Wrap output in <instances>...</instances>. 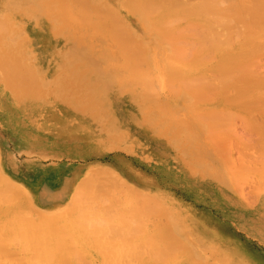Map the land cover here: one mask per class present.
I'll return each mask as SVG.
<instances>
[{
    "label": "rangeland",
    "instance_id": "1",
    "mask_svg": "<svg viewBox=\"0 0 264 264\" xmlns=\"http://www.w3.org/2000/svg\"><path fill=\"white\" fill-rule=\"evenodd\" d=\"M2 1L4 0H0V12L3 11V13H0V14L6 17L7 25L9 26L8 28L11 30L10 34L11 32H14L13 35L11 34L13 36L12 39L13 40L15 39L17 45H20L23 50H26L27 52L26 55L28 56L27 57L28 60L30 61V63L33 62V65H35L34 67L36 68V75H37L35 76V78L37 77L38 82L41 80V83L39 82V84L43 85L41 87H44L43 89L40 88L41 90L39 89V91H42V92L44 91V92L43 94L42 92H38L40 98L36 95L37 93H34L32 90L31 92L22 90L24 93L23 95V93H21V89L14 88L12 87V85L11 86L9 85L11 83V81H8L9 77H5L6 75H2V76L0 75V85H1L0 86V96H1L0 97V131H6L9 133H12L18 137L22 136L25 140L29 141L30 143L32 144L34 143L35 151H31V150L24 151L20 153L19 156L23 158H28V159L36 158L37 161H39L38 162L40 165L39 167L40 168L42 167L41 168L42 172H44L46 176L50 178L51 183H49L48 181L47 182L51 184V191L59 192L63 188L62 190L64 192L63 195H58L56 194V192L54 195H52V198L55 199L56 202L51 207L46 208L40 205L39 203L41 201L38 199V195H36L32 191V189L27 187L25 183H23L22 181L20 182V180L17 177H14L10 173H8V171L6 170L4 166V150H2L4 146L2 142L0 141V154H1L0 155V158H1L0 167L4 170L5 176L9 177L7 178V180L10 179L11 180L10 183L12 182L14 183L13 185L10 184L12 187L16 185L15 183H19L21 185V188L16 186L17 188L20 189V190L17 189L19 192L18 195L15 194L17 190L15 189L16 190L15 191L14 189H12V187H10L11 189L10 191L17 196V198H15V196L13 197V194H12L11 197L13 199L12 198L11 199L14 201L8 200L10 204L9 203L2 204L4 201L3 199H1L2 197H1V192H0V197H1L0 199L1 201H3V202L0 201V207L4 209L3 211L7 215L8 213L10 215V214L19 212L28 217L32 216V219L34 216L37 217L40 215L41 209L50 211L51 213L61 212L63 210L72 211L69 222L72 220L75 221L76 219V222H75L76 224L78 223L80 227L84 226V230L82 229L80 230L99 231V228H100L101 231H106L107 233L106 235H108L109 237L113 235L112 230L113 231H123L124 228L128 229L129 226H131L129 228H134L136 230L135 227L139 226L140 224H142L143 227H144L143 224H147V227H148L147 230L148 229L153 230L155 226L154 224L156 223L155 222L156 218H159V221L157 220L158 224H161V222L163 223V221L167 218V220L169 221L167 223L172 226L171 230L175 232L174 233L172 231L169 234L167 233V231H165V233H167L166 234L167 237L169 238L173 236V234L171 235V233H174L175 235L177 234L179 238L186 243L185 245V243L183 242L184 247L186 248V251H191V253L195 254L197 258L203 260L207 264H217V263L219 264H223V263L224 264H230V263L231 264H264V189H263L264 185L262 181V177H263L262 174H264V104L261 103L264 100H260L257 102L254 101V103H252L253 102L252 101L251 103L253 104V106L251 105V103H250L251 105L250 106V105H247V101L244 104L242 103L246 100V98L243 101L242 98H244L243 97L244 95H241L242 97L240 96L241 98L239 99V96H238V99H235L236 101L235 102L233 99L235 98L233 96L234 93H232L231 96L228 94H230L231 92H234L237 89L234 86V83L235 82L238 83L239 80L236 79L234 80L235 82L232 81L233 86L230 84V86L227 87L228 90L226 89V91L224 92V95H228L229 99L233 97L231 100L224 99V97L221 95L219 96L216 95L215 98H218L217 101L214 98V100H212L213 102L206 105V108L204 107L205 105H202L205 109L201 107L200 112L203 113L205 116H207L206 118H208L209 115L211 117V118L209 117L210 119L209 118L207 119V121L209 122L208 124H211L209 125V127L213 125L211 119H213L214 116H211V112H209L208 110L211 111V109L213 108L214 112H217L216 110L220 109L219 111H221L222 109V113L224 111H227V113L228 112L230 113L232 111L231 112L232 115L231 113L230 115L226 114V112L221 114L225 118L227 116H229L230 118L228 117L226 119L222 118L224 120L223 126L221 124L215 123L213 126L218 125L219 128L217 129L214 128V131H213L212 129L213 127H211V130L213 132L212 133L210 132L211 133L210 134L207 131L208 126L206 127V123H207L206 120L205 121H200L199 119L194 120V118L190 115L189 108L187 107L185 108V106L183 105H178V100L172 96L171 92L168 89H162L161 94H160V97L162 99L160 98V100H162L164 103H167L170 107H172L176 111V113L178 114L184 113V115L188 116V120L189 121L191 120L190 121L191 123L189 121L188 122L190 123L189 126L192 131L191 132L189 131V135H185L186 134L185 132H182L181 129H178L179 132L181 131V133H184V134H181L180 135L181 137H180L178 136L179 133L174 130L175 129L174 127H172L173 122H170L169 120H167V122L161 121L160 119L157 118L158 114L156 115V113H153L154 117L157 116L156 119H153L152 116L149 118H145V120L142 118L140 111L136 105L138 94L134 86H131V85L125 86L127 84L126 83L124 84V87L123 86L120 87V91L118 89V90H115V93L110 92L106 94V92L104 91L105 89L104 82L105 80H107L106 77L108 78V80H110L109 78H110L111 73L107 74L102 69H67L66 67H61V65L60 67H58L56 63H58V65L61 63H59V59H55L54 57H53L54 59L53 60L52 59L53 55L51 53L52 46L57 40V36H55V28L52 26V24L49 23L48 20L43 17L42 13L36 12L35 6L25 5L21 7L22 9L20 8L17 10V9L12 8L11 6H10L11 8H7L9 7V5L7 6V4H9L8 2H11V0L10 1L7 0V2L5 1L7 3L5 4L6 6H4L5 2H2ZM97 1L98 2H96V4H99V3L101 4L102 2V4L104 3L105 5H109V7L113 3L112 4L113 7L111 6V8L113 9V11H115L120 21L124 20V21H121L124 25L126 26L128 25L127 27L128 28L131 27L130 29L135 28V30L138 32L140 30L144 31V32L140 31L142 39H144L145 43L149 42L148 44L147 43L146 44L152 48L153 52L156 51L155 53L156 55L158 52L157 50L164 48V45L160 41H157L156 43L155 41L156 39L154 38L155 36H153L152 32L147 31L144 28L139 17L134 13V11H132L126 5V2H125L126 0H97ZM156 1L161 2L162 0L161 1L156 0ZM164 1H165L164 3L166 4V6L170 4V6L174 7L176 4H179L180 2V5H176V6L181 7L182 3L184 4L187 1L186 4H184L183 6H186V5L188 6L189 4H193V7L194 6L199 7L201 5L197 6L198 5L197 3L200 2L199 4H203L205 0H202L203 3H201V0H172L173 4L170 3L169 0L167 1L164 0ZM237 1L239 2V0H227V2L225 0L224 4H228V5L234 4V2H237ZM237 4L238 3H236V5ZM189 6L192 7V5H189ZM29 11H32V12H29ZM125 14L126 16H124ZM32 15L34 17H32L31 19ZM94 16H96L94 18H97V15H94ZM35 17L37 19L34 20ZM15 20H16V23H15ZM34 21L36 23H34ZM192 21H194L195 23L191 22L190 20L184 23L185 24L194 23L196 26L197 25L196 21L194 19H192ZM191 25L193 26V24H190V26ZM183 26H186V25H183ZM188 26L189 24L186 26L187 28H185V31L186 30L188 31V29H191V32H192V29H194L195 30L193 32L194 35L199 33L200 30L198 31V29L195 26L194 28L192 27L190 28ZM211 27L213 28V30H219L221 33L225 31L224 26L219 22H214L213 24H211ZM52 29H54V31ZM232 29L233 30L231 29L228 30L227 34L228 35L230 34V36L232 37L231 43L233 45L231 46L226 45L227 47H230V48H227L225 46L226 48L224 49V51L226 50V52L228 53L229 52L235 53L231 55H237L239 52L245 53L242 50L244 48L242 47H241L242 49L240 48L241 39L235 35V31H234L235 29L234 28ZM182 30L184 31V29ZM19 31H21V33H18ZM185 31L184 33H186ZM196 31H198V33ZM230 31H233V32H230ZM15 33H17L18 35L16 34L17 36L15 35L14 37ZM231 33H234L233 35L236 37L232 36ZM142 34H144L145 36ZM185 36L186 38L183 36L180 40L181 41L183 40V43L182 42L181 43L183 44V46H186V47L189 46L187 43H190V42H187L186 40L191 39V41L194 42L195 38L197 37V35L196 37H190L189 34ZM71 37L73 38V36ZM99 37H102V36H99ZM146 38L148 40H146ZM95 39L97 40V43L99 42L97 45H99L102 42L101 40H104L106 43L108 42V39L107 37L105 38V35H103L101 39L98 37ZM263 41H264V38L262 37L261 42ZM153 43H156V45ZM229 43L230 41H228V45ZM191 44H190L191 46L190 48H192ZM186 47H184V49ZM237 47L239 48L236 49ZM227 49H229V51ZM231 50H233L234 52ZM239 50H242V51H239ZM263 50H264V47L261 51L257 53L261 55L259 56L258 60H256L257 58L255 59L256 61H254V58L256 56H253V57L249 56V57H252L253 60L249 57L247 58L249 60H247L246 56L249 53L242 54L244 55V58L247 60L245 62V60L242 59V62L245 64L244 67H247L246 64L251 65L254 63L253 65L255 67L253 65L251 66L249 65L252 68L251 69L252 72L253 71L254 72L250 74L251 71H249L250 73L249 72L248 73L250 74V77L255 79L256 81L257 79L259 80L264 79V77H262L264 76V51ZM245 51L247 52V50ZM44 52L45 53L47 52L46 53L47 55ZM155 54L153 53L152 57L155 56ZM214 58L215 60L210 59L212 62L208 60L209 63H206L205 69H199L198 72L204 75L203 76L204 78H206L205 76H208L209 78L211 77L212 79L214 76L216 78H220L218 75L219 74L218 70L214 68L216 64L218 63L219 57L217 58L215 56ZM30 59H33V61H31ZM213 64H214V67H212ZM244 64H242V66L240 65V66L235 67V68L239 67L238 68L239 70L237 72H241L240 67H243ZM68 65L71 66V64H68ZM1 68H0V74H4V72L1 73L2 71ZM38 69H40V71ZM233 72L236 73V71H232V73ZM244 72L243 74L244 76H246L245 75L247 74L246 70ZM190 73L193 74L189 70L185 71L186 75H191ZM254 73H257V75ZM112 76L118 77V75H116L115 73H113ZM5 78L7 79L6 81L4 80ZM11 78L12 77H10V79ZM48 79L50 80H49V83L47 84ZM220 79L222 80V76ZM214 80L216 81L217 79L214 78L213 81ZM255 80L254 81L251 80L252 82L250 81L249 82L255 85L256 83ZM262 81L263 80H261L260 83ZM58 83L60 84L59 86H58ZM258 83L256 84L257 86L259 85H261V87L263 86V84L258 85ZM256 85H255V88L257 87ZM9 86L11 90L9 89ZM118 86H121V85H118ZM45 88L47 90H45ZM51 88L53 89L51 90ZM255 88L253 89L255 90ZM258 88L259 87H257V89ZM259 89H260L259 91L258 90L255 91V94H257L258 92L260 93L261 90H262L261 92H263L264 90L263 87ZM252 93H253L252 95L257 100L259 93H258V96H255L253 91ZM20 94H22L24 98ZM25 94L26 95L28 94V95L26 96ZM44 94L48 95V98ZM249 94H251V92ZM263 94L264 92L262 93V95ZM237 95L235 94V96ZM252 95L251 96L248 95L246 97L249 98V97H252ZM263 97L262 99H264ZM252 98H250V100ZM86 99H89L90 101ZM259 99L260 98H258V100ZM232 102L234 103L232 104ZM239 102H241L244 105V108L242 104H240L242 106H240L239 104L235 106V104ZM237 106L242 107V109L240 107H238L240 108L238 109ZM207 107L209 108L207 109ZM223 109L225 110L223 111ZM226 109H230L231 111L226 110ZM236 110H237L238 115H236L237 114ZM147 113H151V112L147 111ZM233 113H235L234 116H233ZM36 119L38 120L36 121ZM134 120H137L138 122L135 121L137 123H134ZM219 120H221V118ZM219 120H216V122L219 123ZM225 123L227 124L225 125ZM118 125L119 127H117ZM154 126L156 128H154ZM174 126L176 127L178 126V124L174 123ZM153 128L155 131L153 130L154 132L152 133L151 130ZM69 130L71 131L69 132ZM65 131L66 133H64ZM164 132L167 134H165ZM126 133L128 135H126ZM65 134L68 136H66ZM118 135L122 139L121 138L118 139L117 138ZM123 137H124V140H123ZM176 137L179 139H176ZM9 140H10L9 143L13 145L15 141L11 135L9 137ZM113 140H115V142ZM112 141L117 146H115ZM117 142L119 143V145ZM31 149H33V147H31ZM194 152L195 154H193ZM176 157L179 159H177ZM184 158H186V161H184L185 160ZM190 160H191V163L196 166V167L193 166L196 168L194 169L197 170L195 171L196 173L193 172L188 165L190 163ZM112 171L115 173L117 172L116 174H118V176L117 175L115 176L114 173L112 174ZM42 172H41V175L44 176ZM113 175L117 178V180L116 178L114 180ZM235 175L237 178L239 177V179L235 178ZM90 176H93V177L91 178ZM225 177H226V180H225L226 185H224V183L221 181V179L223 178L222 180H224ZM89 179L90 180L93 179L94 181L93 182L89 181ZM119 179L120 180L122 179V181L125 179L124 180L125 182L123 181V184H122L121 183L122 181L120 182ZM95 180L99 182L101 186ZM230 180H231V183H230ZM65 181L66 183H64ZM85 181L86 182L88 181V182L86 183ZM115 181H117L118 183ZM4 182L0 184V187L4 185ZM95 183L97 184L95 185ZM120 183L123 185L124 188L122 187ZM125 183L130 184V185L127 184L126 189H125V185H126ZM89 184L91 185L90 187L88 186ZM81 185L82 187H84V189L81 188ZM130 186L133 188H131ZM98 187H100V189ZM80 189L81 191L83 190V192L81 191L78 192V190ZM96 189L97 190L99 189L102 195L104 192L103 196L105 199L102 200L103 196L99 194L100 193L99 190L97 193ZM91 190H92V193L94 192L93 195L90 193ZM138 191H141V193H139ZM105 192L107 193L108 196L106 195ZM86 193L88 195L84 197L85 196L84 194ZM141 194H143V196L144 194L149 196L147 197L145 195L146 199L148 198L151 199L152 196H153L152 198L156 197V199L160 201L158 202L154 198L155 199L154 202H157V204L158 203L160 204L161 202H162L161 204H165L162 207H165L164 209L167 211H165L162 207L161 208L166 212V215L163 216V214L161 213L162 217H160L161 215H158L159 217L155 218L154 216L156 215L155 209H154L155 212H151L152 215H148V214H151L150 211H153L151 210L152 209L151 206L148 204L149 201L151 202L150 199L148 200V202H146L148 206L142 205V204L139 206L137 204V207H135L136 201H139L141 198H143L141 197L142 196ZM56 195L58 196L56 197ZM82 195L84 198L80 197V200H78L80 204H78V201L76 202V199L78 198V196H82ZM88 196L89 198L90 197L91 198L88 199ZM98 196H99L100 201L98 200V198H97L98 201H95L96 197ZM125 196L127 197L125 198V200H123ZM138 196H140L141 198ZM31 197H32V200L30 199ZM82 200L83 201L85 200L84 202H87L88 204L83 203L84 204L83 207L80 206L82 205L81 204ZM93 200L96 203V204L94 203L95 207H91V208L89 207L90 208L89 209L88 206H94V204L91 205L94 202ZM145 200L143 201V204L145 203ZM27 201H28L27 205L29 206L33 205L35 208L37 209L39 208L40 212L39 211L35 212L32 209V212L30 214L31 210L29 211L28 209L29 207H27L26 205ZM101 201L103 204L100 203ZM11 202H12V205H11ZM124 202L125 204H122ZM154 202L153 204L151 203V205H154L155 207H157L159 204L156 205ZM4 203H7V202H4ZM76 204H78L79 206L78 205H77L78 207L75 206L76 207L75 209L74 205ZM119 205L120 206L124 205V209H126V211L124 210L125 213L122 210L123 206L120 207ZM129 205H132V206L129 207ZM9 206H11V208ZM66 206H68L69 210L66 209L67 208ZM84 206L89 209L88 211L87 210L86 211L92 215H90L89 217H85L83 219L82 218L84 216V212H83L81 213V218H82L81 219L80 218V212H81L80 207L86 209ZM113 206H116V207H114V209L110 208ZM154 206L153 208H155ZM117 207H120L121 209ZM103 208L106 213L102 210ZM135 208H142V210L139 211L141 212L140 219L142 218L141 220H143L140 222V224H138L139 222L136 224L137 220H140V219H136L139 215L138 214L139 212L135 213L136 212ZM145 208H147V210ZM159 208L160 207H157V210ZM162 209H159L158 212L160 213V210L163 211ZM118 210L121 211V212L119 211V214H118ZM145 210H146V213L148 211L146 216H145V213L142 212ZM107 211H109L110 214ZM130 211L134 212L137 215L134 219L135 221L132 220V215H131V220H130V216H128L129 219L124 218V217H127L126 214L128 212L130 213ZM27 212L29 213V215L26 214ZM90 212H93V213H90ZM111 212L113 213L111 214ZM115 212H117L116 215L114 214ZM134 213H130V214H134ZM122 214L124 215L122 216ZM98 215H99L98 219L101 218V220H96L97 219L96 217H98ZM108 215H110V217L112 215L113 216L115 215L116 217L121 216V220L123 218L124 220L125 219L127 220H125V223L123 222L124 220L121 221V223L123 222L122 224L123 226H121L120 225L121 223H119L120 218L116 219L115 216L114 217L112 216L111 219L109 220L110 217ZM171 215H173L172 218H171ZM72 216L74 219L72 218ZM144 216H145V219H143ZM149 216H151L150 219L152 218V216H154L155 218L153 219L154 222L152 221L149 222V220H147L149 219ZM36 217L34 218L36 219ZM93 217L95 218L93 219ZM104 218H106L108 221H106ZM86 220L88 221L90 220V221L87 223ZM109 221L111 222L109 223ZM104 222L105 224H103ZM108 223L110 226L107 225ZM117 223H119V225L121 226L120 228ZM167 223L165 221V224ZM116 224L118 226H116ZM94 225H98L99 227L98 228L96 226L94 227ZM102 226L103 227L105 226V227L103 228ZM101 228H103V230ZM217 231L218 232L220 231V233H218ZM168 234L171 236H168ZM118 241L119 242L121 241L122 244L125 245L126 247L128 246L127 243L125 244V241L124 243H123V240H118ZM137 245H143V243L142 242L140 244L137 243ZM200 245L202 246L200 247ZM13 249H15V251L17 250L16 252H18L22 249V246L20 249V245L15 244V245H12V251ZM23 251L24 250L18 252V254L19 256L21 255L23 257L21 258L20 256L21 260L22 259L26 260L24 264H41L42 263L41 260L35 259L36 257H34L31 252H28V251L26 252V250L24 252ZM29 254H30V257L33 256V258H30V257L28 258L27 255ZM124 256L125 255L123 252V254L120 255V259L123 257V259H121L123 262H125L126 260ZM102 258L105 259L104 257H97L96 260L93 262V264H98V263L103 264ZM226 258L228 259V262ZM19 263L18 262L16 263L15 261H7L4 264H19ZM21 264L23 263L21 262ZM42 264H45V263L43 262Z\"/></svg>",
    "mask_w": 264,
    "mask_h": 264
},
{
    "label": "bare ground",
    "instance_id": "2",
    "mask_svg": "<svg viewBox=\"0 0 264 264\" xmlns=\"http://www.w3.org/2000/svg\"><path fill=\"white\" fill-rule=\"evenodd\" d=\"M5 1L7 2V0H4L2 2H5ZM240 1H242V0H239V2ZM6 2L4 3V6H6L5 5V4H7ZM96 2H98V1L97 0H11V2H8L9 4H7V6L9 5V7H7V8L12 7L14 9L18 10L22 6H25V5L35 6L36 12L42 13L43 17L46 18L48 20V22L51 23L52 26L55 28V36H57V40L55 41L54 45L52 46L51 53L53 55L52 59H53V57L55 59H59V63H61V64L58 65V63H56L58 67H60V65H61V67H66L67 69H102L107 74L111 73L110 78H109L110 80H108L107 77H106V79L108 81L105 80V78H104V80H105L104 91L106 92V94L110 93V92L115 93V90H118V89L120 91V87H122V86L124 87V84H126V83L127 84L125 86H127V85L128 86L129 85L134 86L136 88V91L138 94L137 95L138 99H137L136 105L140 111L142 118L145 120V118H149L152 116L153 119H156L157 116L156 117L153 116V113H156V115L158 114L157 118L160 119L161 121L167 122V120H169L170 122H173L172 127H174L175 128L174 130L179 133L178 136H180L181 134H184V133H181V131L179 132L178 129H181L182 132H185L186 133L185 135H189V131L190 132L192 131L190 126H189V124L191 123L190 122L191 120L189 121L188 116L184 115V113L183 114L176 113V111L172 107H170L167 103H164L162 100H160V98H161L160 94H161L162 89H168L171 92L172 96L178 100V105H183V106H185V108L186 107L189 108L190 109V115L194 118V120H196V119H199L200 121L206 120V122H207L206 127L208 126L207 131L209 133L210 132L212 133L214 131V128L215 129L219 128L218 125L213 126L215 123L221 124L223 126L224 120L222 118H224V119H226L227 117L230 118L229 116H227L225 118L221 114L226 112V114L230 115V113L232 112L230 109H226V110L231 111L230 113L229 112L227 113V111H224L225 109H223V111H224L223 113H222V109H221V111H219L220 109L216 110L217 112H214L213 108L211 109V111L208 110L209 112H211V116H214L213 119L215 120L214 121L213 119H211L213 125L209 127V125H211V124H208L209 122L207 121V119L210 117V115L208 118H206L207 116H205L203 113H201L200 110H201V107H203L202 105H205L204 107L206 108L207 104H210L211 102H213L212 100H214L216 95L217 96L221 95L224 97V99L231 100L233 97H231L229 99L228 95L231 96V94L234 93L233 94V96L235 97V98H233L234 101H235V99H238V96L240 99L242 97L241 95H244L243 96L244 98H242V100L244 101L245 98H246V100L244 102H242V101L241 102L244 104L247 101V105H250V103L252 101H253L252 103H254V101L257 102L260 100H264V99H262V97L264 95V94L262 95V93L264 92V90H263V92H261L262 90L260 91L262 96L260 95L259 92H258L259 96H258V93L255 94V91L260 90L259 88H262V87L264 88V83H263L264 79H261L263 81L260 83L261 80L257 79V81H256L255 79L251 78L250 74H252L254 71L252 72V70H251L252 68L250 66L253 65L254 63L251 65L246 64L247 67H244L245 64L242 62V59H244L245 62L247 60H249V59H247L249 56H252V57L256 56L254 58V61L258 60V58L261 54L259 55L257 53L259 51H261L264 47V41L261 42V38L262 37L264 38V0H249V1L243 0L242 2H240V4L237 1V2H234V4H229V5L224 4L225 0H205L204 3L201 0V3H203V4H199L200 2L197 3L198 4L197 6L201 5L199 7H195V6L193 7V4H189V3L188 4L192 5V7L189 5L188 6L186 5L187 7L183 6L184 4H186L187 1L186 2L184 1L185 2L184 4L181 2L182 3L181 7L176 6V5H180V2H179V4L174 3L176 5L175 6L173 5L174 7H172V6H170V4L166 6V4L164 3L165 2L164 0H162L161 2H158L156 0H126L125 1L126 5L132 11H134V13L139 17L144 28L147 31L152 32L153 36H155L154 38L156 40L153 37L152 38L156 41V43H157V41H160L164 45L163 49L158 48L159 50H157L158 51L157 55L155 54L156 51L153 52L152 48L147 45L149 42L148 43L146 42L147 43L146 44L144 42V39H142V36L140 34V31H142V30H140L138 32L135 30V28L130 29L131 27L128 28L127 27L128 25L126 26L121 22L124 20L120 21L119 17L115 13V11H113V9L111 8V6L113 7V5H112L113 3L109 7V5H105L104 3H103L104 5H103L102 2H101V4L100 3L96 4ZM169 2L173 4L172 0H169ZM226 2H227V0H226ZM166 3H168V2H166ZM236 3H238V4L236 5ZM225 5H226V7H225ZM114 9H115V7H114ZM13 12H14V10H13ZM16 12H15V14H16ZM29 12H32V11H29ZM0 13H3V11H1ZM33 15L31 16V19H32V17H34ZM94 15H97V18H94V17H96ZM124 16H126V14ZM8 17H10V16H8ZM35 19H37V18L35 17L34 20ZM192 19H194L196 21V24H197L196 26L194 24L195 22L192 21ZM189 20L191 22H194V23H187V24L184 23V22H188ZM214 22L221 23L224 26L225 31L221 33L219 30H213V28L211 27V24H213ZM15 23H16V20H15ZM21 23H23V22H21ZM34 23H36V22L34 21ZM34 23H32V24H34ZM188 24H189L188 27L194 28V26H195L198 29V31L200 30L199 33H198V31H196L198 34L194 35V33H193L195 31L194 29H192V32H191V29H188V31L187 30L185 31V28H187L186 26ZM190 24H193V26L192 25L190 26ZM183 25H186V26H183ZM229 26H231L232 28L235 29L234 30L235 35L241 39V42L239 41L241 44L240 48L241 47L244 48V49H242V48L241 49L245 53L239 52L240 53L239 54L237 52L238 53L237 55H231V54H235V53H230V52L228 53V52H226V50L224 51V49L227 46L233 45L231 43L232 37L230 36V34L229 35L227 34L228 30H230V29L233 30ZM8 27L9 26L7 25L6 17L3 16L2 14H0V68L2 67L1 73L4 72V74H0V75L1 76L6 75L5 77H9L8 81H11V83L9 85L10 86L12 85V87H14V88L21 89V93H23L22 90H24V91L26 90L27 92H29V91L31 92V90H32L34 93H37L36 95L39 97L38 92H42V91H39V89L40 88L43 89L44 87H41L43 85L39 84V82L41 83V80L39 79L40 81L38 82L37 77L35 78V76H37L36 75V68L34 67L35 65H33V62L30 63V61L28 60V58H27L28 56L26 55L27 54L26 50H23L20 45H17L15 39L14 40L12 39L13 38L12 35L14 32H11V34H12L11 35L10 34L11 30ZM182 29H184V31L186 33H184V31ZM52 30L54 31V29H52ZM147 31H146V33H147ZM142 32H144V31H142ZM230 32H233V31H230ZM18 33H21V31H19ZM16 34L17 33L14 34V37ZM144 34H142V35H144ZM188 34L190 35V37H196V35H197V37L194 40L195 43L192 42L191 39H189V40L185 39L187 42H190V43H187L189 46L187 45L188 47H186V46H183V44H182L183 40L181 41L180 39L183 36L186 38L185 35H188ZM233 34L234 33H231L232 36H234ZM25 35H27V34H25ZM103 35H105V38L107 37L108 42L106 43L104 40H101L102 42L99 45H97L99 42L97 43V40L95 38L98 37L101 39L103 37ZM71 36H73L74 39ZM99 36H102V37H99ZM236 36H234V37H236ZM235 39H237V38H235ZM146 40H148V39L146 38ZM228 41H230L229 45H228ZM156 43H153V44L156 45ZM184 44H186V43H184ZM190 44L192 45V48H190L191 47ZM235 44H234V46H235ZM184 47H186V48L184 49ZM246 47H247V49H246ZM227 48H230V47H227ZM238 48L239 47H237L236 49H238ZM190 49H191V51H190ZM227 50L229 51V49H227ZM242 50H239V51H242ZM245 50H247V52ZM231 51H233V50H231ZM153 53L157 57H155V56L152 57ZM247 53H249V54L247 56L245 55L246 59H247L246 60L244 58V55H242V54H247ZM256 54L258 55V57ZM30 56H31V54H30ZM215 56L217 58L219 57V60H218L217 64L215 63L216 66L214 67V64H213L212 67H214L218 70V73H219L218 75L220 78L222 76V80L220 78H216L215 76L213 77V79L214 78L217 79L219 81V83L217 80L213 81V79L211 77L209 78L208 76H205L206 78H204L203 77L204 75H202L200 72H198L199 69H205L206 68V63H209V61H211L210 59L215 60V58H214ZM252 57H249V58L252 59ZM30 60L33 61V59H30ZM257 62H259V61H257ZM247 63H249V62H247ZM250 63H252V62H250ZM68 64H71V66H69ZM242 64H244L243 67H240L241 68L240 70L242 73L237 72L239 70L238 69L239 67L238 68H235V67L240 66V65L242 66ZM248 67H250V68H248ZM232 69H234V70H232ZM38 70L40 71V69H38ZM186 70L187 71L189 70L193 74L190 73L191 75H186L185 74ZM245 70H246V73L248 74V75L245 74L246 76H244V74H243V72ZM204 71H206V70H204ZM232 71H236L237 74L234 72L232 73ZM249 71H251V73ZM113 73L118 75V77H113L112 76ZM239 73H241V74H239ZM254 74L257 75V73H254ZM241 75H243V76H241ZM10 77H12V78L10 79ZM38 77H40V76H38ZM262 77H264V76H262ZM246 78L247 79L249 78L248 81ZM209 79L212 81H210ZM236 79L239 80L238 83H236L234 81ZM4 80L6 81L7 79L5 78ZM49 80L50 79H48L47 84L49 83ZM251 80L252 81L255 80V82H256L255 85L259 82L258 85L263 84V86L261 87V85H259V86L256 85L257 87H259L257 89V87L255 88V85L253 83L252 84L250 83V82H252ZM232 81H234L237 84L236 85L234 83V86L237 89L228 95H224V92L226 91V89L228 90L227 87H229L230 84L233 86ZM59 85L60 84L58 83V86ZM118 85H121V86H118ZM253 85H254V87H253ZM10 86H9V89H10ZM54 86H53V88H54ZM53 88H51V90ZM253 88H255V90ZM35 90H36V92H35ZM45 90H47V89L45 88ZM48 90H50V89H48ZM252 91L254 92L255 96H258V98H260L259 100L257 97H256L257 100L255 99V97L252 95L253 94ZM1 92H3V91H1ZM43 92H42V94H43ZM250 92H251V94H249ZM5 93H6V91H5ZM235 94L236 95L238 94V95L235 96ZM20 95H22V94H20ZM23 95H24V93H23ZM23 95H22V97L24 98ZM44 95H46V94H44ZM248 95H250V96L252 95V97H254V98L246 97ZM46 96L48 98V95H46ZM250 98H252V99L250 100ZM189 99H190V101H189ZM215 99L217 101L218 98H215ZM86 100L90 101L89 99H86ZM219 101H220V99H219ZM225 101H227V100H225ZM45 102H46V100H45ZM85 102H87V101H85ZM134 102H135V100H134ZM241 102L236 103L235 106L237 104H239V105L242 104ZM23 103H25V102H23ZM233 103L234 102H232V104ZM252 103H251V105L253 106ZM261 103L264 104V101H262ZM46 104H45V106H46ZM50 104H52V103H50ZM223 104H225V103H223ZM228 104H230V103H228ZM37 105H38V103H37ZM242 105H240V106H242ZM32 106H34V105H32ZM216 106H218V105H216ZM240 106H237V108ZM38 107H40V106H38ZM73 108H75V107H73ZM87 108H89V107H87ZM208 108L209 107H207V109ZM240 108L242 109V107H240ZM240 108H238V109H240ZM243 108H244V105H243ZM212 110H213V112H212ZM260 110H262V109H260ZM147 111H150L151 113H147ZM208 111H206V112H208ZM212 113H213V115H212ZM236 113H237V110H236ZM234 114L235 113H233V116H234ZM207 115H208V113H207ZM231 115H232V113H231ZM236 115H238V113ZM42 116H43V114H42ZM220 116H222V117H220ZM233 116H232V118H233ZM250 116H252V115H250ZM39 117H41V116H39ZM84 118H86V117H84ZM220 118H221V120H219ZM254 118H255V116H254ZM38 119H40V118H38ZM38 119H36V121ZM216 120H219V123H217ZM135 121H137V120H134V123L138 122V121L137 122H135ZM213 121H214V123H213ZM40 123H39V125H40ZM174 123L178 124V126H176L177 128L174 126ZM226 124L227 123H225V125ZM137 126H138V124H137ZM117 127H119V125ZM211 127H213L212 128L213 131L211 130ZM63 128H65V127H63ZM144 128H146V127H144ZM154 128H156V127L154 126ZM154 128L151 130L152 133L155 131ZM16 131H17V129H16ZM70 131L71 130H69V132ZM121 132H123V131H121ZM64 133H66V131ZM168 133H169V131H168ZM165 134H167V133H165ZM126 135H128V134L126 133ZM191 135H193V134H191ZM66 136H68V135H66ZM127 137H125V138H127ZM177 137H176V139H179ZM117 138L120 139L121 137H119V135H118ZM123 140H124V137H123ZM181 140H183V139H181ZM181 140H179V141H181ZM113 141L115 142V140H113ZM169 141H170V139H169ZM114 142H113V144L115 145ZM174 142H176V141H174ZM118 145H119V143H118ZM129 145H131V144H129ZM115 146H117V145H115ZM2 150H4V148ZM193 154H195V152ZM177 159H179V158H177ZM184 159H185L184 161H186V158H184ZM188 160H189V158H188ZM186 163H188V162H186ZM188 165L193 172L197 171V170H195L196 166L191 163V160H190V163ZM193 166H195V167H193ZM113 173L115 176L116 175L118 176V174H116L117 172L115 173L112 171V174ZM195 173H193V174H195ZM114 175H113V177L115 180L116 177ZM262 175H263L262 181H263V185H264V174H262ZM90 177L92 178L93 176H90ZM7 178H9V177L5 176L4 170L0 167V182H1L0 184H2L5 181L4 185L7 186L6 187L3 185V186H1L2 188L0 187V189H1L0 192H1V197H2V198L1 197L0 198L3 199L4 202H7V203H4L0 199V201L3 202L2 204H8L9 203L8 200L11 201L13 199L11 197L13 193L10 191L11 190L10 187H12L11 185H13L14 183L13 182L10 183L11 180L10 179L7 180ZM235 178H237L236 175H235ZM222 179H221V181L224 183V185H226V182H225L226 177L224 178V180H222ZM237 179H239V177ZM116 180H117V178H116ZM227 180H228V178H227ZM89 181L93 182L94 180L89 179ZM121 181H122V179L120 180V182ZM123 181L121 182L122 184H123ZM115 182H117V181H115ZM64 183H66V181ZM97 183H99V182H97ZM97 183H95V185ZM230 183H231V180H230ZM15 184L16 185L14 187H12V189L20 190L19 188H21V185L19 183H15ZM90 184L88 185L89 187L93 183L91 185ZM127 184L125 185V189L127 187ZM128 185H130V184H128ZM16 186H18L19 188H17ZM100 186H101V184H100ZM227 186H229V185H227ZM122 187H123V185H122ZM81 188L84 189V187H82V185H81ZM98 188L100 189V187H98ZM131 188H133V187H131ZM2 189H4L5 191ZM18 190L15 192L16 195H18V193H19ZM92 190H91V192L90 191L89 192L93 195L94 192L92 193ZM98 190H97V193H98ZM132 190H134V189H132ZM79 191H81V189L78 190V192ZM33 192H35V191H33ZM81 192H83V190ZM138 192L141 193V191H138ZM87 193H88V191H87ZM87 193L84 194L85 195L84 197H86V195H88ZM15 194H13V197L15 196V198H17V196ZM21 194H23V193H21ZM99 194L102 195L101 191ZM103 195H104V192H103ZM106 195H107V193H106ZM141 195L140 196L143 198L138 196L142 200L139 198L140 202L136 201L135 207H137V204L139 206L141 204L147 205L146 202H148V200L150 199V198L146 199V197H145L146 194H144V196H143V194H141ZM80 197H83V195L78 196L79 199L77 198L76 202L78 200H80ZM126 197L127 196H125L123 198V200H125ZM147 197H149V196H147ZM152 197L150 199L151 202L150 201L148 202V204L152 208L151 210H153V211H150V213L155 212V210H156V213H155L156 215H154L155 218L159 217L158 215H161V213L163 214V216L166 215L165 211H167V210L164 209L165 207H162L165 204H161L162 203L161 202L160 203L161 205L158 203L160 205L159 206L157 204V202H154L156 197H154L155 199ZM90 198L88 196V199H90ZM97 198L100 201L99 196L96 197L95 201H98ZM30 199L32 200V197ZM103 199H105L104 196L102 197V200ZM152 199H154V200H152ZM123 200H122V202H123ZM144 200H145L146 204L145 203L143 204ZM12 201H14V200H12ZM84 201L83 200L81 201L82 205H80V206L83 207V205H84L83 203H85V204L87 203ZM95 201L91 205H93L95 203ZM157 201L160 202L159 200H157ZM19 202H21V201H19ZM125 202L122 204H125ZM153 202L156 205H158L157 207H160L159 209L163 208L165 211L162 209L163 211L160 210V213H159L158 212L159 209L157 210V207H155L154 205H151V203L153 204ZM100 203H102V201ZM27 204H28V201H27L26 205ZM78 204H80L79 201H78ZM78 204L74 205V207L77 206ZM95 204H94V206H88V205L87 206H88V208L89 207L91 208V207H95ZM11 205H12V202H11ZM13 205H15V204H13ZM130 206H132V205H129V207ZM153 206L155 208H153ZM9 207L11 208V206H9ZM27 207H29L28 208L29 211L31 210L30 214L32 212V209L35 212L39 211V208L37 209L33 205H30V206L27 205ZM66 207H67L66 209H68V206H66ZM82 207H80V209H81L80 210L81 211L80 212V218H81V213H83V212H84V216L82 217L83 219L85 217H89L90 215H92V214H89L87 212L90 208L88 209L84 206L86 208V209H84ZM114 207H116V206H113L110 208L114 209ZM120 207L123 208L122 209L123 212H124V210L126 211V209H124V205H121ZM120 207H117V208H120ZM104 208L102 209L103 211H104ZM142 208H135V211H136L135 213L141 211ZM18 209H20V208H18ZM75 209H76V207H75ZM145 209L147 210V208H145ZM3 210L4 209H2L0 207V264H4L7 261H15L16 263L17 262L19 263L21 260L20 259L21 255L19 256L18 252H20L22 250H24V251L26 250V252L27 251L31 252L33 254V256L36 257L35 259L41 260V262L42 263L44 262L45 264H93V262L96 260L97 257H104L105 258V259L102 258L103 264H207L203 260L197 258L195 256V254L191 253V251H186V248L184 247V244H183L184 241H182L179 238V236L176 234L178 236L177 237L174 234L175 232L173 230H171L172 226L167 223V222H169L167 220V218L163 221V223L161 222V224H158L157 222L159 221V218L155 219L154 216H152V218H151L152 220H151L150 219L151 216H149V219H147V217H146V219L149 220V222L150 221L154 222L153 219H155V222H156L155 224L153 223L155 225V226L153 225L154 226L153 230H149V229L147 230V228H148L147 224H143L144 227L142 226V224H140V222L143 220H141L142 218L140 219V215H141L140 213L141 212H139L138 213L139 218L137 217L136 219H140V220H137L136 224L139 222L138 224H140L141 226L140 225L136 226V227L133 226L136 228V230L134 228H129V227H131L129 225H128L129 226L128 229L122 228L123 231H113L112 230L113 235L111 237H109L108 235H106L107 234L106 231H101L100 228H99V231H82V230H84V226L80 227V225L78 223L76 224L75 223L76 219H75V221L72 220L69 222L72 211L63 210L61 212L51 213L50 211L41 209L40 210L41 212L39 211L40 215L37 217L34 216V217H36V219L34 217L32 219V216L28 217V216L23 215L19 212L14 213V214H10V215L8 213V215H7ZM108 210H109V208H108ZM146 210L142 211L145 213V216L148 213V211L146 213ZM114 211H116V210H114ZM119 211L120 210H118V214H119ZM133 211H134V209H133ZM107 212L109 213V211H107ZM157 212H158V214H157ZM86 213H87V215H86ZM90 213H93V212H90ZM112 213L113 212H111V214ZM116 213L117 212H115L114 214L116 215ZM128 213L126 214L127 217H124V218L129 219L128 216H130V220H131V215H132V220H134L135 217L137 216L134 212L130 211V213H134L135 215L130 214V213L128 214ZM170 213H171V211H170ZM26 214L29 215L28 212ZM123 215L124 214H122V216ZM133 215H134V217H133ZM142 215H144V214H142ZM148 215H152V213L148 214ZM108 216L110 217V215H108ZM145 216L143 219H145ZM172 216L173 215H171V218H172ZM111 217L109 218V220L111 219ZM160 217H162V215ZM72 218H73V216H72ZM94 218L95 217H93V219ZM96 218H97L96 220H101V218L98 219L99 215ZM106 218H108V217H106ZM106 218H104V219L106 221H108ZM117 218L118 219L120 218V221L118 220L119 223H121V221L124 220V218L121 220V216L116 217V219ZM93 219H92V221H93ZM127 219H125V220H127ZM174 219H176V218H174ZM125 220L123 221L124 223H125ZM89 221L86 220L87 223ZM165 221L167 224H165ZM105 222L103 224H105ZM110 222L111 221H109V223ZM123 222L120 224L121 226H123L122 225ZM144 222H146V221H144ZM59 223H61V224H59ZM109 223L107 225H109ZM119 223H117V224L119 225ZM177 223H179V222H177ZM95 224H97V223H95ZM117 224H116V226H118ZM120 225H119V228L121 227ZM95 226L97 228L99 227L98 225H94V227ZM92 227H93V225H92ZM89 228H91V227H89ZM103 228H101V229L103 230ZM80 229H82V230H80ZM115 229H116V227H115ZM109 230H111V229H109ZM117 230H118V228H117ZM165 231H167V233H169V234H170V232L173 231L174 233H171V235L173 234V236L174 235L175 236L173 237V236L168 234V236H171L168 238L166 235L167 233H165ZM218 233H220V231ZM118 240H123V243L125 241V244L127 243L128 246L126 247L125 245L122 244L121 241L119 242ZM139 242L140 243L142 242L143 245H137V243L140 244ZM15 244L20 245V249L22 246V249L18 252H16L17 250L15 251V249H13V251H12V245H15ZM185 245H186V243H185ZM201 246L202 245H200V247ZM188 247H187V249H188ZM122 251L124 252V255H125L124 258H126L125 262H123L121 260V259H123V257L120 259V255L123 254ZM23 256H25V255H23ZM27 256L29 258L30 254ZM33 256L30 258H33ZM21 258H23V257L21 256ZM226 260L228 262L227 258H226ZM25 261H26L25 259L21 260V262L23 264ZM28 261H29V259H28ZM21 262L19 264H21ZM229 262H230V260H229ZM217 264H219V263H217Z\"/></svg>",
    "mask_w": 264,
    "mask_h": 264
},
{
    "label": "crops",
    "instance_id": "3",
    "mask_svg": "<svg viewBox=\"0 0 264 264\" xmlns=\"http://www.w3.org/2000/svg\"><path fill=\"white\" fill-rule=\"evenodd\" d=\"M10 135L15 141L13 145L9 143ZM0 141L5 148L4 166L6 167V170L11 175L17 177L20 181L25 183L26 186L28 185L27 187L32 189V191H35L34 193L38 195V199L41 201H39V204H41L43 207L48 208L51 207L52 204L54 205L56 201L52 198V195H54L56 191H51V184H49L51 183L50 178L46 176L44 172H42V167H39V161H37L36 158L28 159L19 156V154L24 151H35L34 143H30L22 136L18 137L6 131H0ZM31 147H33V149H31ZM40 171L44 174V176L41 175ZM59 192H56V194L63 195L64 193L62 189ZM58 195H56V197Z\"/></svg>",
    "mask_w": 264,
    "mask_h": 264
}]
</instances>
